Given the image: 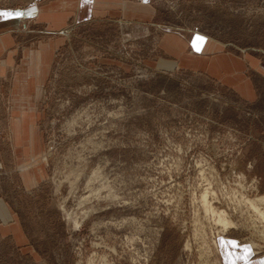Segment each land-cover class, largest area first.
<instances>
[{
    "label": "rangeland",
    "instance_id": "1",
    "mask_svg": "<svg viewBox=\"0 0 264 264\" xmlns=\"http://www.w3.org/2000/svg\"><path fill=\"white\" fill-rule=\"evenodd\" d=\"M109 1L128 6L13 31L19 64L55 47L25 105L37 148H16L0 82V264H225L223 239L261 256L264 0Z\"/></svg>",
    "mask_w": 264,
    "mask_h": 264
},
{
    "label": "crops",
    "instance_id": "2",
    "mask_svg": "<svg viewBox=\"0 0 264 264\" xmlns=\"http://www.w3.org/2000/svg\"><path fill=\"white\" fill-rule=\"evenodd\" d=\"M128 6L127 1H109V0H50L38 5H27L21 7L1 8L0 10L14 11L21 10L28 14L22 17H13L9 19H0V82L3 79H10L13 83V97L15 102L14 115L11 131L14 132L17 149H25V132H31V145L29 147H38V142L34 139L35 124L25 118L27 115L34 114L36 109H26L27 101L31 98H37L38 85H41L47 76L50 67L49 61L55 47L54 41L39 43V46H24L20 64L15 56L17 55L18 44L13 31L23 17H37L38 20L46 22L49 29H62L66 27L67 19L75 14L79 17L90 16L95 11L109 10L112 6ZM149 6L133 3L132 6ZM219 56L216 55L215 58ZM214 58V57H213ZM219 59V58H218ZM7 204L0 200V215L5 220L10 221L13 218ZM1 217V216H0ZM231 240L223 239L222 253L225 264H264V254L255 257L254 250L248 244H239L233 247Z\"/></svg>",
    "mask_w": 264,
    "mask_h": 264
},
{
    "label": "snow or ice",
    "instance_id": "3",
    "mask_svg": "<svg viewBox=\"0 0 264 264\" xmlns=\"http://www.w3.org/2000/svg\"><path fill=\"white\" fill-rule=\"evenodd\" d=\"M147 2V0H146ZM28 13L21 11V10H14V11H5L0 10V19H9L13 17H22ZM229 243L232 244L233 247H238L237 243L235 241H230Z\"/></svg>",
    "mask_w": 264,
    "mask_h": 264
},
{
    "label": "bare ground",
    "instance_id": "4",
    "mask_svg": "<svg viewBox=\"0 0 264 264\" xmlns=\"http://www.w3.org/2000/svg\"><path fill=\"white\" fill-rule=\"evenodd\" d=\"M204 201H205V206H206V208L207 209H211L210 208V206H209V204H208V202H207V199L206 198H204L203 199ZM262 202L264 203V198L262 199ZM251 206L252 207H254L255 209H256V212L261 216V217H264V212L263 211H261V208L259 207V204L258 203H256V202H254V201H251ZM213 210V209H212ZM214 211V210H213ZM77 219V218H76ZM77 222V221H76ZM81 222V221H80ZM79 223V222H78ZM81 224V223H80ZM75 225H77V224H75ZM79 225V224H78Z\"/></svg>",
    "mask_w": 264,
    "mask_h": 264
}]
</instances>
